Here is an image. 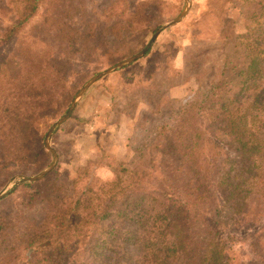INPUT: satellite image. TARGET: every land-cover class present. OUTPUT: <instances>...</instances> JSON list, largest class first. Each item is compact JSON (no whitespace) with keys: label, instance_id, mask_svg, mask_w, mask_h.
I'll list each match as a JSON object with an SVG mask.
<instances>
[{"label":"trees","instance_id":"obj_1","mask_svg":"<svg viewBox=\"0 0 264 264\" xmlns=\"http://www.w3.org/2000/svg\"><path fill=\"white\" fill-rule=\"evenodd\" d=\"M152 6L163 14L164 0H0V188L51 163V123L91 68L155 31ZM197 26L181 68L166 46L124 80L147 164H115L102 148L68 185L57 166L11 188L0 264H264V0H208Z\"/></svg>","mask_w":264,"mask_h":264},{"label":"rangeland","instance_id":"obj_2","mask_svg":"<svg viewBox=\"0 0 264 264\" xmlns=\"http://www.w3.org/2000/svg\"><path fill=\"white\" fill-rule=\"evenodd\" d=\"M207 1L192 0L189 13L179 23L165 28L159 34L149 51V56H146V54L145 58L142 57L124 68L103 76L79 99L70 118L56 129L54 132L55 138L53 140L51 138L53 147L61 149L57 166L62 183L68 185L74 178L76 169L87 161L91 159L98 161L101 158L102 148L107 151L108 160L115 162V164L122 163L131 169L147 164V158L143 159L134 151L135 145L141 137V130L136 126V119L123 113V107L130 98L129 93L124 89V80L138 70V61L139 64L147 63L148 60L154 59L166 46L177 50L178 56L173 62L174 65L181 68L183 65L181 52L187 45L195 41L194 29L199 27L197 26L198 21L202 11L206 9ZM184 5L185 0H164L163 14L159 12L158 7L152 6L149 9L154 15L152 25L160 26L174 19L181 13ZM243 21L245 20L240 17V31H243ZM216 28L215 26H201V30H204L202 34L215 37L217 36ZM153 33L150 28H145L132 36L130 43L134 53L147 45ZM113 65H102L96 69L91 68L90 78ZM188 92L189 88H177L172 91L171 95L173 97H183ZM145 107V103H140L136 113H139ZM97 174L103 179H109L112 177L113 167L98 165ZM22 175L35 174L16 173L0 188V192L7 191L8 193ZM3 206L4 202L0 201V211L4 209ZM243 248L246 252V247L243 246Z\"/></svg>","mask_w":264,"mask_h":264},{"label":"water","instance_id":"obj_3","mask_svg":"<svg viewBox=\"0 0 264 264\" xmlns=\"http://www.w3.org/2000/svg\"><path fill=\"white\" fill-rule=\"evenodd\" d=\"M191 4H192V0H185V5L183 10L181 11V13L175 17L174 19L161 24L160 26H158L156 28V30L154 31L150 41L147 43V45L142 48L140 51L134 53L133 55L119 61L118 63H116L115 65L108 67L98 73H96L94 76H92L88 81H86L84 83V85L79 89V91L76 93L73 101L71 102L70 106L68 107L67 111L60 116L58 119H56L55 121L52 122V124L50 125L47 133H46V138H45V143H46V148L53 154V159L51 161V163L45 167L42 171H40L39 173L35 174V175H22L20 179H18L15 183H14V187H17L18 185H20L21 183L24 182H34V181H38L43 179L45 176H47L52 170L55 169V167L57 166L58 163V159H59V153L56 150L55 147H53L52 142H51V138L52 135L54 134V132L56 131V129L63 124L67 119L70 118V116L72 115L79 99L85 94V92L99 79H101L103 76L114 72L115 70L124 68L130 64H132L133 62L137 61L138 59L144 57L152 48L153 43L156 41L157 37L159 36V34L165 29L168 28L176 23H179L190 11L191 8ZM7 193V191H1L0 192V199L2 197H4V195Z\"/></svg>","mask_w":264,"mask_h":264}]
</instances>
